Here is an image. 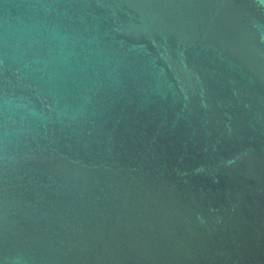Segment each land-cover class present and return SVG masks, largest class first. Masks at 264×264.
Listing matches in <instances>:
<instances>
[{
	"label": "water",
	"instance_id": "obj_1",
	"mask_svg": "<svg viewBox=\"0 0 264 264\" xmlns=\"http://www.w3.org/2000/svg\"><path fill=\"white\" fill-rule=\"evenodd\" d=\"M0 264H264V0H0Z\"/></svg>",
	"mask_w": 264,
	"mask_h": 264
}]
</instances>
